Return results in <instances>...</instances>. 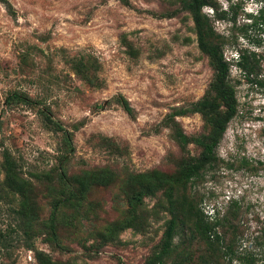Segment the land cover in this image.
<instances>
[{
	"label": "rangeland",
	"instance_id": "1",
	"mask_svg": "<svg viewBox=\"0 0 264 264\" xmlns=\"http://www.w3.org/2000/svg\"><path fill=\"white\" fill-rule=\"evenodd\" d=\"M206 1L238 111L218 165L185 184L202 150L176 133L211 130L195 104L216 99L217 75L190 0H0V264H146L184 190L210 220L237 203L243 231L264 230V0ZM135 208L143 231L129 226ZM191 244L169 264H199Z\"/></svg>",
	"mask_w": 264,
	"mask_h": 264
},
{
	"label": "trees",
	"instance_id": "2",
	"mask_svg": "<svg viewBox=\"0 0 264 264\" xmlns=\"http://www.w3.org/2000/svg\"><path fill=\"white\" fill-rule=\"evenodd\" d=\"M206 0H190L186 5L193 16L198 35L199 47L213 62L216 70L214 84L216 99L204 98L195 104V110L201 114H210L211 130L197 138H190L183 131L176 133L182 147L193 143L202 151L197 163L186 166L180 172V183H190L202 171L218 165L220 159L217 148L225 135L229 123L237 115V97L235 87L230 81V64L223 54L224 39L217 34L209 20L204 16ZM239 68L248 75H258L260 62L255 53L239 54ZM127 110L130 109L125 102ZM185 112H180L183 115ZM6 170H13L9 164ZM161 184H153L147 190L134 197L131 203H138L146 195H154ZM155 186V187H154ZM136 209V208H135ZM169 212L172 216L162 239L161 250L152 254L146 264H169L175 253L180 258H187L193 242L204 246L199 257V264H264V230L258 235L246 234L238 223L239 207L236 204L220 217L211 220L196 206L194 200L184 190L177 198L171 195ZM146 218L137 209L133 212L129 226L136 231H143ZM52 225L54 220L52 219ZM182 233V234H181ZM181 234V241L175 244ZM183 246V249L180 246ZM38 264H55L50 257L40 254Z\"/></svg>",
	"mask_w": 264,
	"mask_h": 264
}]
</instances>
